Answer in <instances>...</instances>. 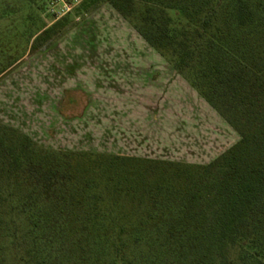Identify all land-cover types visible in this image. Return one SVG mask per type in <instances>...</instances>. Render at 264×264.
Returning a JSON list of instances; mask_svg holds the SVG:
<instances>
[{"label": "trees", "instance_id": "16d2710c", "mask_svg": "<svg viewBox=\"0 0 264 264\" xmlns=\"http://www.w3.org/2000/svg\"><path fill=\"white\" fill-rule=\"evenodd\" d=\"M137 1L145 3L139 25L130 21L131 9ZM105 3L125 18L220 113L238 133L239 141L220 158L202 166L48 150L18 129L0 124V264H10L6 253L17 236L27 237V253L33 254L34 231L40 229V224H44L53 211L69 212L63 203L58 208L55 200L69 202L77 197L81 206L70 210L74 215L80 210L84 219L83 234L94 241L96 238L91 235L110 240V244L104 241L99 245L100 249L108 246L114 254V259L104 264H115L117 258L123 264H132L130 252L137 238L127 237L128 223L136 218L139 220L144 214L153 219V208L163 198L186 200V193H191L190 187H183L188 183L176 180V176L169 177L158 181L153 191L155 195L147 196L145 188L140 189L143 193L130 191V194L139 195L138 204L118 209L107 204V200L119 197L118 191H121L110 189V181L100 186V182L92 179L79 190L67 182L53 181L40 158L52 154H80L105 161H137L188 170L218 166L220 173L215 187L204 197L206 208L194 212L189 224H184L178 262L264 264L263 0H157L155 4L150 0H87L82 6L85 5V12H92ZM172 11L181 20V28L171 26L168 13ZM60 28L61 23H57L50 32L55 33ZM37 51L34 47L32 54ZM140 178L145 181L142 175L136 177ZM177 182L182 183L180 187H173ZM32 217L40 219L30 224L28 221ZM90 248L93 249L92 244ZM42 262L27 259L19 263ZM94 264L103 263L98 258Z\"/></svg>", "mask_w": 264, "mask_h": 264}, {"label": "rangeland", "instance_id": "374dc122", "mask_svg": "<svg viewBox=\"0 0 264 264\" xmlns=\"http://www.w3.org/2000/svg\"><path fill=\"white\" fill-rule=\"evenodd\" d=\"M155 2L157 0H150L151 4H155ZM84 6L81 5L70 14L55 20L48 11L46 0H0V119L16 124H22L27 120L30 121V118L33 121L32 123L40 122L36 116H28L24 110L26 106L30 107L32 105V100L36 102L37 99L42 98L35 95L32 96L30 87L22 85L25 82V78L21 70L25 67V72L30 71L29 61L34 56L32 55L34 47L39 51H43L49 48L52 43L58 41L63 35L66 34L65 39L70 40L74 32L82 30L81 32L86 37L84 44L88 49V54L90 56L96 55V51L90 42L94 40L96 31H98L95 28H98L100 24L91 12H85ZM144 8L145 3L138 2L131 9L133 11L130 17L132 24L139 25L140 14L144 11ZM168 14L172 20L171 26L181 28V20L176 18L177 13L172 11ZM92 21H96L97 24L92 23ZM57 23H61L62 28L60 30L56 29L57 32L55 33L50 32V29L52 30ZM145 51L143 50L142 53H146ZM138 53L139 50L134 52V55H138ZM145 55L146 57L159 56L155 49ZM158 66L155 62L152 67L157 68ZM155 71L147 73V76L143 77L146 81L142 83L146 84L149 80L148 77L155 75ZM157 78L153 77L156 80ZM11 85L12 89L9 88ZM165 85V98L161 99L160 104H158L159 97H153L152 93H145L142 96L145 99L135 98L136 104L140 102L137 106L147 105L149 109H154V105L163 107V104H177L182 96L171 99L169 95L172 94L175 87L168 84V82ZM83 98L84 102L82 101V105L84 106L88 103L89 98L85 95H83ZM184 106L188 105L184 103ZM216 113L220 115L217 111ZM71 115H75V113ZM171 115L170 111V117ZM200 116L203 121L198 123V125L195 123L191 131L196 134L199 141L206 142L210 139V132L208 133L205 130L206 122L211 123V120L202 115V112ZM217 118L219 120L218 116ZM44 124H42L41 132L45 138L48 137L52 140L61 132L57 123H49V125L47 123L48 126ZM187 132L185 126L178 130L179 137L177 139L184 143V145L182 144L183 148H188L189 145H192L191 142L196 140L193 134L189 135ZM218 133L217 142H224V137L227 142L216 149L214 153L217 156L216 159L220 158L228 147L237 143L240 138L233 128H230L229 132L219 128ZM86 140L88 143L92 140V137L88 135ZM183 150L186 152V149ZM40 158L42 163L48 167L53 181L67 182L71 186L78 188V190L92 179H95L97 183L100 182V186L104 185L103 183L106 184V181H110V189L115 188L121 191H118L119 197H116L115 200H107V204L118 209L132 208L135 204H138L137 200H140V197L138 194H130L132 190L143 193L140 189L145 188L147 196L148 194L155 195L153 191L158 181L175 176L178 178L176 180L180 179L188 183L186 185L183 184L184 188L190 187L189 190L191 191L190 194L186 193V200L174 197L163 198L153 208V219L147 218L150 216L143 213L144 215L139 217V220L136 218L128 223L130 229L127 237L133 235L137 238V244L131 248L130 252L132 264H179V253L177 254V252L181 251L180 236L183 232L184 224H189L194 212H199L206 208L207 201L204 197L215 187V180L220 173L218 166H213L208 170H188L183 167L176 168L137 161H105L103 158L80 154H52L48 156L42 155ZM180 158L186 159L183 156ZM215 160L209 159L200 164L205 166ZM141 175L144 176L145 181H143V178L136 179V177L139 178ZM181 182L175 183L173 187L179 188L182 184ZM55 202L58 208L63 203L64 206L69 208V212H60V209L53 211L52 216L47 217L44 224L39 223L40 229H36L33 233V254L27 253V237L17 236L15 243L9 248L7 247V262L20 264V260L29 259L34 262L43 261L40 264H94L98 258L101 259L103 264L112 261L114 259L112 249L108 246H104L103 249L99 248V245L104 241L110 244V240L107 238L99 239L91 235L96 238L94 241L91 237H87L82 232L84 219L79 213L80 210H77L76 213L78 214L75 215L70 210L72 207L81 206L80 199L77 197V199L69 202L56 199ZM39 219V217H32L28 222L34 224ZM25 222L22 220V223ZM91 244L93 249L90 248ZM115 264L123 263L117 258Z\"/></svg>", "mask_w": 264, "mask_h": 264}, {"label": "crops", "instance_id": "0c3cea01", "mask_svg": "<svg viewBox=\"0 0 264 264\" xmlns=\"http://www.w3.org/2000/svg\"><path fill=\"white\" fill-rule=\"evenodd\" d=\"M91 14L100 24L90 42L96 55L88 54L82 30L74 32L70 40L65 39V34L49 48L33 53L30 71L25 72V67L21 70L25 78L22 85L30 87L32 96L42 98L32 100V105L24 110L40 122L32 123L30 118L16 124L0 119V124L18 129L48 150L196 165L215 160L216 149L227 142L225 137L224 142H217L219 128L229 132L232 127L165 58L144 56L153 48L110 4H102ZM96 21L92 23L97 24ZM137 50L138 55H134ZM155 62L160 66L158 69L152 67ZM153 70L155 75L148 77L146 84L142 83L146 81L143 77ZM166 82L175 87L169 95L171 99L182 96L177 104L154 105V109L137 106L140 102L136 104L135 98L145 99L142 97L145 93L159 97L160 104L165 98ZM83 95L89 98L84 106ZM201 112L211 120L206 122L205 129L210 132L211 140L206 142L199 141L191 131L195 123L203 121ZM47 123H57L61 131L52 140L41 132L42 124L48 126ZM183 126L187 134L196 137L195 142L189 140L192 145L188 148H183L184 143L177 139L178 130ZM88 135L92 140L87 143Z\"/></svg>", "mask_w": 264, "mask_h": 264}, {"label": "built area", "instance_id": "2783aa9c", "mask_svg": "<svg viewBox=\"0 0 264 264\" xmlns=\"http://www.w3.org/2000/svg\"><path fill=\"white\" fill-rule=\"evenodd\" d=\"M87 0H46L49 13L55 20L73 12Z\"/></svg>", "mask_w": 264, "mask_h": 264}]
</instances>
